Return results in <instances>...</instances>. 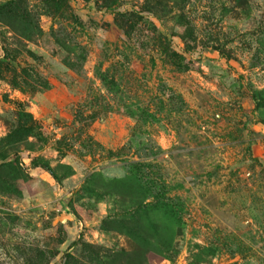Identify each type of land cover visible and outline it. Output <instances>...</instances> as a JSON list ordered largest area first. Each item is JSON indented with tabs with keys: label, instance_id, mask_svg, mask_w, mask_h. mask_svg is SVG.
Masks as SVG:
<instances>
[{
	"label": "rangeland",
	"instance_id": "374dc122",
	"mask_svg": "<svg viewBox=\"0 0 264 264\" xmlns=\"http://www.w3.org/2000/svg\"><path fill=\"white\" fill-rule=\"evenodd\" d=\"M0 264H264V0H0Z\"/></svg>",
	"mask_w": 264,
	"mask_h": 264
}]
</instances>
